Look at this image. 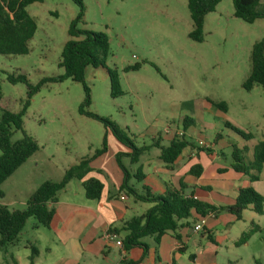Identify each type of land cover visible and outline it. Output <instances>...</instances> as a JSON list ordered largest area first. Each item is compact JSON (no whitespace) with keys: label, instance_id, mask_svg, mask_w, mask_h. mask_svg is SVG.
<instances>
[{"label":"rangeland","instance_id":"374dc122","mask_svg":"<svg viewBox=\"0 0 264 264\" xmlns=\"http://www.w3.org/2000/svg\"><path fill=\"white\" fill-rule=\"evenodd\" d=\"M80 1L83 18L78 27L101 32L109 41L104 66H87L84 70V83L90 91L86 111L116 122L137 147L150 144L153 138H160V143L166 145L176 127L181 129L182 117L190 116L194 126L185 135L196 147L215 153L214 158H209L206 151L202 153L208 159L204 161L209 162V168L211 161L229 168L232 159L228 142L239 148L246 145L245 160L252 159L253 146L264 141V95L259 84L245 90L242 83L250 72L251 46L264 38V18L245 23L234 17L232 0H220L215 10L206 14L203 40L197 42L188 37L192 22L187 0ZM26 10L36 24L34 35L28 40V53L0 54V104L13 112L22 109L28 88L24 83H9L6 74H24L33 85L43 78L61 75L60 53L69 39V25L80 8L75 0H42L31 3ZM135 64L140 67L126 70ZM107 69L117 73L123 95H110ZM84 96L80 82L65 78L41 85L30 98L22 117L23 128L37 141L39 149L1 184L0 202L9 209L23 208L29 194L43 181L60 180L65 169L101 147L105 132L102 123L78 111ZM219 101L226 103L225 112L211 103ZM227 122L242 135L250 134L251 138L243 139L225 125ZM216 133L221 134L217 141L214 140ZM20 137L21 132L16 131L12 141ZM109 149H114L111 141ZM158 154V149L152 147L139 157L137 164L131 165L128 156H123L122 162L133 172L140 166L146 182L161 193L170 185L168 172L163 169L165 165ZM210 173L206 169L204 182L218 185ZM218 177H225L224 171ZM76 183L73 180L67 191L79 190ZM131 183L141 189L134 178ZM172 183L178 185L175 179ZM263 185L261 182L259 187ZM57 195L64 198L69 192L60 191ZM127 197L133 216L142 214L152 205L137 201L131 195ZM250 213L244 210L240 220L232 219L227 232L217 227V264H264V214L254 216V223L262 229L251 234L245 243L235 244L241 233L250 228ZM187 221L192 222V219ZM32 222L35 219L28 218L20 232L21 244L27 240L34 244L24 234L31 231ZM40 229L50 233L43 227ZM148 239L149 236L143 238ZM193 239L201 240L200 234ZM38 242H50L53 250L51 253L42 251L35 264H52L53 261L55 264L61 255L69 254L67 250L61 253L60 247L41 235ZM9 248L14 261L3 250L0 264H30L28 245ZM118 251L117 246L111 247L109 260L117 257ZM186 263L192 264L189 259Z\"/></svg>","mask_w":264,"mask_h":264},{"label":"trees","instance_id":"16d2710c","mask_svg":"<svg viewBox=\"0 0 264 264\" xmlns=\"http://www.w3.org/2000/svg\"><path fill=\"white\" fill-rule=\"evenodd\" d=\"M42 0H0V54L21 55L28 53V40L32 38L36 30L34 20L29 16L26 8L34 2ZM79 5V13L69 25V39L64 43L61 53L59 67L63 73L56 77L41 79L37 84L29 83L26 75L17 73L6 74V79L11 84L24 83L28 92L23 107L18 112H13L0 104V187L1 184L12 173L20 167L38 149L37 141L29 135L23 128L22 117L29 105L30 98L39 90L40 86L53 81H61L70 78L80 82L84 90V99L79 106V113L87 115L100 121L105 128L102 137V144L88 157H82L77 163L70 165L64 170L62 177L58 181L45 180L35 190H33L25 201L21 209H9L0 202V252L7 246L14 244L24 228L28 218L35 219V226H41L48 231H55L60 218L53 206L57 201L58 192L62 191L71 180L81 181L85 198L97 200L100 198L103 184L95 178H85L92 171L90 163L107 150V133L109 132L118 142L129 148L128 153L118 152L115 154V161L123 173L122 182L117 191L126 195H131L135 200L149 202L152 205L141 215L133 216L119 226L108 229V233L113 235L115 240L120 241V251L130 252L134 248H141L143 253H147L148 245L143 242L145 237H153L155 244L159 237L167 232H172L178 239L177 230L183 226H188V219L194 215L204 218L207 215H217L221 210L226 209L236 220L242 218L245 209L250 208L257 215L264 214V196L258 193L251 185L239 188L233 204L229 206H216L208 202L195 199L193 191L186 192L185 185L180 183L179 187H166L161 193L156 192V188L146 182V177L141 172V167L136 168V172L129 171L122 162L123 156L129 157V163L137 164L139 157L150 148L158 149V158L164 163L166 168L171 169L173 164L181 157L184 149L197 148L199 151H208L203 147H196L185 132L194 126V119L190 116H183L181 119V134L175 133L173 138L166 144L160 143V138H153L148 145L137 147L129 138L127 132L116 122L91 113L85 110L90 103V91L84 83V70L87 66L92 68L102 67L109 54V41L105 34L90 30L81 29L78 23L83 18V8L80 0H75ZM220 0H187V9L192 22V29L188 37L197 42L203 40V25L206 14L215 10ZM233 15L241 21L251 24L258 19L264 18V3L262 0H232ZM140 64L128 67L126 70H136ZM110 84V95L117 97L123 95L118 75L114 70L107 69ZM254 84H259L263 88L264 95V38L253 43L250 51V72L242 83L245 90H250ZM2 98L0 87V100ZM213 106L225 112L227 110L224 101L211 102ZM243 139L249 140L250 134L242 133L230 123H225ZM16 131L21 132V137L12 141V135ZM221 138V134L216 133L214 140ZM231 147V159L229 167L236 173L247 176L250 182L257 181L264 164V141H258L252 148V159L245 160L244 152L248 150L246 145L241 148L228 142ZM202 167L194 164L190 168V173L198 176ZM224 169H218L223 172ZM131 178L140 183L141 189H137ZM3 193L0 188V199ZM260 227L254 222H250V228L241 233L235 244L245 243L251 234L259 232ZM29 261L33 264L34 258L38 255V249L29 244ZM12 260L13 257H12ZM131 259L122 258L118 264H133ZM257 264V263H256Z\"/></svg>","mask_w":264,"mask_h":264},{"label":"crops","instance_id":"0c3cea01","mask_svg":"<svg viewBox=\"0 0 264 264\" xmlns=\"http://www.w3.org/2000/svg\"><path fill=\"white\" fill-rule=\"evenodd\" d=\"M262 2L264 3V0ZM113 138L108 132L106 152L90 163L92 171L85 177H95L102 182L103 189L100 198L97 200L85 198L81 181L78 180H76V184L79 186V190L67 191L73 182L71 180L62 190L64 194L69 192V196L66 195L62 198L61 195H57V201L53 204L60 218L56 230L45 233L39 231L42 227L35 226V222H32L31 231H24V234L34 242L32 245L38 249V255L35 257L33 264H35L42 251L51 253L53 250L50 242L39 244V235L46 238L47 241L55 243L57 248L60 247L61 253L66 250L69 252L68 255H61L55 261V264H118L122 258L133 260V264H187L186 259H189L192 264H217L219 238L215 235V232L218 231L217 227H221L227 232L229 222L235 219L226 209L221 210L217 215L210 214L204 217L205 222L201 231L195 232L193 230L194 225L200 220V217L194 215L190 218L192 222L188 221V226L183 225L177 230L178 239L173 236L172 232H167L159 237L157 244H155L153 237L143 240L148 245L145 254L141 248H134L130 252L120 251V246L115 243L114 239H110L108 236L110 227L119 226L133 217L130 214L132 208L127 203V195L117 191L122 182L123 173L114 158L116 153H128L129 150ZM110 141L114 146L111 151L109 149ZM195 150L196 148L184 149L181 157L173 164L171 169L163 167L168 172L167 183L170 186L166 185V181H163L164 185L169 188H178L182 183L185 185L184 190L186 192L192 190L193 197L196 199L224 207L233 204L238 189L248 185H251L264 196V185L262 188L259 187V184L264 182V164L259 179L250 182L247 176L234 172L230 167L223 168L211 161L212 167L209 168V162L204 161L208 159L202 154L203 151ZM207 155L210 156L209 158H214L215 153H207ZM197 163L201 165L202 170L198 176H194L190 173V168ZM206 169H209L210 175L217 180L218 185L211 186L204 182ZM218 169H224L225 177H218ZM174 179L178 185L172 183ZM245 210L251 212L248 218L249 223L254 222L256 213L250 208ZM259 227L262 229L261 226ZM197 234H200L201 240L193 239ZM29 244H31L29 240L25 244H21L18 239L14 244L7 246L4 252L9 254L12 260L13 254L9 248L10 246L17 248L20 245L25 247ZM113 246L118 247V256H113L109 260V253ZM52 264H54V261Z\"/></svg>","mask_w":264,"mask_h":264},{"label":"built area","instance_id":"2783aa9c","mask_svg":"<svg viewBox=\"0 0 264 264\" xmlns=\"http://www.w3.org/2000/svg\"><path fill=\"white\" fill-rule=\"evenodd\" d=\"M175 133H177V134H181L180 130H178V129L176 130ZM194 198H195V197H194ZM195 199H196V198H195ZM211 215H212V214H211ZM204 222H205V219H204V218H200V220L194 225L193 230H194L195 232H198V231L203 230V224H204ZM108 236L110 237V239H114V240H115V238H114L113 235H111V234L108 233ZM115 243H116L117 245L120 246V241H119V240H115Z\"/></svg>","mask_w":264,"mask_h":264}]
</instances>
